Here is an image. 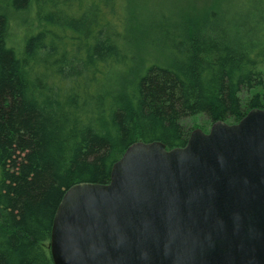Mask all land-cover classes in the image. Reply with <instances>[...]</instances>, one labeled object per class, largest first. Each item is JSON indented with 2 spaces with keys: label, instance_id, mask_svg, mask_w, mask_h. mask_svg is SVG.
<instances>
[{
  "label": "trees",
  "instance_id": "obj_1",
  "mask_svg": "<svg viewBox=\"0 0 264 264\" xmlns=\"http://www.w3.org/2000/svg\"><path fill=\"white\" fill-rule=\"evenodd\" d=\"M146 3L0 0V264H56L66 192L109 184L132 145L185 147L186 117L264 109V19L225 28Z\"/></svg>",
  "mask_w": 264,
  "mask_h": 264
},
{
  "label": "water",
  "instance_id": "obj_2",
  "mask_svg": "<svg viewBox=\"0 0 264 264\" xmlns=\"http://www.w3.org/2000/svg\"><path fill=\"white\" fill-rule=\"evenodd\" d=\"M51 251L56 264H264V109L185 147L132 145L109 184L66 192Z\"/></svg>",
  "mask_w": 264,
  "mask_h": 264
},
{
  "label": "rangeland",
  "instance_id": "obj_3",
  "mask_svg": "<svg viewBox=\"0 0 264 264\" xmlns=\"http://www.w3.org/2000/svg\"><path fill=\"white\" fill-rule=\"evenodd\" d=\"M159 0H137L140 4L150 2L147 7H151ZM165 7L174 14L187 15L190 18L203 19L211 13L215 24L221 27H232L234 24L250 28L256 20L264 19V0H161ZM147 4V3H146ZM152 8V7H151ZM242 13V16L237 14ZM214 15V16H213ZM236 16V18H234ZM18 28V26H17ZM21 31L24 28H19ZM252 91V90H251ZM244 89L241 93L243 102L250 99L253 92H259L264 97L263 89H254L253 92ZM182 124L192 131L201 129L209 131L212 123L204 114L182 119Z\"/></svg>",
  "mask_w": 264,
  "mask_h": 264
}]
</instances>
